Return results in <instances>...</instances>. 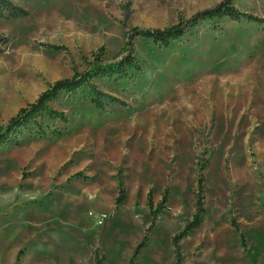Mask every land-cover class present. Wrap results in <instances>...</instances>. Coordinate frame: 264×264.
I'll return each mask as SVG.
<instances>
[{
    "label": "rangeland",
    "instance_id": "rangeland-1",
    "mask_svg": "<svg viewBox=\"0 0 264 264\" xmlns=\"http://www.w3.org/2000/svg\"><path fill=\"white\" fill-rule=\"evenodd\" d=\"M221 1L22 2L28 15L0 20V126L96 53L119 62L129 29ZM234 3L264 18V0ZM131 48L140 69L97 79L126 105L63 93L51 105L69 122L44 120L61 138L0 146V264H264V23L204 20ZM201 173L206 214L187 231ZM151 190L154 207L168 191L152 228Z\"/></svg>",
    "mask_w": 264,
    "mask_h": 264
},
{
    "label": "trees",
    "instance_id": "trees-1",
    "mask_svg": "<svg viewBox=\"0 0 264 264\" xmlns=\"http://www.w3.org/2000/svg\"><path fill=\"white\" fill-rule=\"evenodd\" d=\"M30 0H0V20H10L13 18L28 15L26 8L22 6V2ZM176 24L169 25L164 28H141L133 27L128 31V39L126 45L128 54L117 63L102 64L101 54H95V61L90 68L78 72L76 71L71 77H64L56 80L49 85L35 101L21 107L17 113L12 116L8 123L0 126V146L6 144L19 145L25 138L22 137L26 131L31 138L48 139L61 138L64 131L56 126H50L45 123V118L60 119L65 123L69 122V118L64 111H59L52 107L51 103L56 101L61 94H75L83 92L89 98L91 103L99 110H106L108 106H124L126 101L111 94L102 91L97 84L100 77H114L117 79L129 77L130 69H140V64L136 55L131 53V47L134 46V40L137 37L152 39L155 44L167 47L176 39L183 37L189 30L204 20H212L215 18L228 17L234 21L245 19L249 22L257 21L264 23V18L244 12L236 7L234 0H222L211 8H206L196 12L190 18H186L181 12L178 16ZM100 50L103 52L104 47ZM207 162L201 164V170L207 166ZM203 183L204 176L201 173L199 178L197 204L194 219L186 227L187 231H193L201 225L206 214V208L203 201ZM152 190L149 192L148 204L151 209L152 223L150 228L154 226L155 219L163 209L166 208L168 201V191H165L162 201L154 207L151 198ZM122 200V195L118 197L117 204ZM179 236L175 239H178ZM140 246L136 249L135 254L139 251Z\"/></svg>",
    "mask_w": 264,
    "mask_h": 264
},
{
    "label": "built area",
    "instance_id": "built-area-1",
    "mask_svg": "<svg viewBox=\"0 0 264 264\" xmlns=\"http://www.w3.org/2000/svg\"><path fill=\"white\" fill-rule=\"evenodd\" d=\"M102 222V221H101Z\"/></svg>",
    "mask_w": 264,
    "mask_h": 264
}]
</instances>
